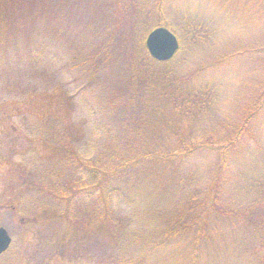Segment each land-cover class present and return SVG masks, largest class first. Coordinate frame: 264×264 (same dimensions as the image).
Here are the masks:
<instances>
[{
	"label": "rangeland",
	"instance_id": "obj_1",
	"mask_svg": "<svg viewBox=\"0 0 264 264\" xmlns=\"http://www.w3.org/2000/svg\"><path fill=\"white\" fill-rule=\"evenodd\" d=\"M128 1H142L144 15L155 2L119 0L124 6L121 20L125 23L116 27L115 0H45V15L40 20L37 17L36 22L32 18L26 22V38L20 33L13 38L7 30L0 31V54L9 55V44L17 49L26 40L28 45L21 63L7 69L9 89H0V100L8 102L0 113V226L12 237V245L0 257V264H56V258L63 259L64 264H103L121 251L120 238L112 235H119L121 226L127 229L122 236L124 242L134 238L140 242L136 249L132 247L130 255L138 256L141 250L149 252L153 244L162 247L143 264H152L176 247H180L179 252L191 249L186 252L189 257L192 232L183 231L162 243L170 229L166 224L177 213L181 199L185 204L186 188L192 192L205 188L215 168L220 167L221 194L202 213L206 225L199 236L206 237L194 262L264 264V5L260 8L254 0H162L164 13L174 18L173 28H169L185 40L182 53L168 68L178 80H184L181 85L188 87L193 104L179 100L176 106L158 98L160 115L149 113L148 106L146 110L140 101L125 97L126 57H120L119 62L103 61L91 80L95 52L104 47L106 38L130 33L128 22L133 11L128 7L135 4ZM187 16L193 17L190 22L196 37L187 30L185 34L181 19ZM144 18L134 19L136 30L142 34L152 28V22L147 24L149 20ZM37 39L45 42L44 48L36 46ZM85 58L88 60L82 64ZM156 69L162 73L166 68ZM150 83L156 82L150 79ZM200 89L204 95L196 93ZM44 92L50 95L35 96ZM96 107L99 110L94 112ZM53 124L63 132L62 140L63 136L69 137L63 140L65 146L55 140L58 148L52 145ZM155 130H159L158 138L154 137ZM176 132L190 134L187 148L193 149L180 172H166L164 164H157L153 178L142 173L138 181L135 176L126 177V182L121 179L117 184L119 196L110 199V208L102 202L107 212L99 210L100 215L112 219L105 232L93 230L83 217L69 229L75 236L62 240V232L68 231L57 216L62 202L39 190L47 182L51 190L61 186L45 177L55 167L64 169L58 160H63L71 148L80 158H85V151H90L88 157H94L105 148L106 137L116 145L117 135L143 148H180ZM87 144L94 150L80 147ZM188 174L193 184L185 188L182 181ZM71 175L72 171L64 172L59 178L65 184ZM81 175L79 182L88 173L81 170ZM127 183L138 184L135 196L128 191ZM33 213L43 224L32 218ZM248 220H253L249 222L252 227L242 224ZM101 226L106 227L103 222ZM193 238V242L200 243L199 237ZM212 246L215 249L209 250ZM181 253L165 259L189 264V258L183 260L185 253Z\"/></svg>",
	"mask_w": 264,
	"mask_h": 264
},
{
	"label": "trees",
	"instance_id": "obj_2",
	"mask_svg": "<svg viewBox=\"0 0 264 264\" xmlns=\"http://www.w3.org/2000/svg\"><path fill=\"white\" fill-rule=\"evenodd\" d=\"M43 1L45 0H0V31H3V29L7 30L8 36H12L13 38L15 36H18L19 33L26 38L29 27V24L27 25L26 22L31 18L36 22L37 17L40 20V18H42L46 13V11H44L42 7V4H44ZM115 1L116 8L113 11L116 12L117 18H114L113 24L116 27H121V25L125 23V21L121 20V16L124 17L125 13L123 10L124 6H121L119 4V0ZM157 1L155 0L153 7H151V5L148 6V15L143 14L145 13V4H142V1L135 3L128 1L129 4H135L128 7L133 11L131 14L132 16L130 17V22H128L130 30L129 35L123 37L121 36V38L118 36L117 39L114 35L108 36L106 38L104 47L98 49L97 52H95V57L97 58L95 59V61H93L92 69L90 71L91 80H93L94 78H96V71L100 69L103 61L107 62L111 59H117V61L119 62L120 60L118 59L120 57H126L124 58L126 66L123 68L125 72H127V75L125 74V78L127 80L125 97L129 96L131 97L130 100L140 101L141 104H144L146 106V110L148 106L149 113L156 112V114L158 113L161 115V99H163L166 103L171 101L175 103L176 106L179 100H182L183 103L188 105H190V102L193 104V102L192 99L190 100L191 93L188 91V87L181 85L183 83L182 81L184 80H178L174 75L171 74V68L173 67L177 56L179 55V53H182L183 50V41H185L183 37L180 34L178 35L176 33L180 42V47L177 54L167 62H159L151 58V56L148 54L144 45L145 34H142L135 28L136 22L134 21V19L138 18L139 20L144 17V19L149 20L147 21V24L150 21L152 22V27L164 25L169 28V26H173L172 21L174 18H171L172 16L168 17L164 13L162 9V0ZM254 1L255 2L253 3H256L260 8L262 5H264V0ZM151 10L153 14L150 13ZM192 19V16H187L182 18L181 20L183 21L185 34L187 32H192V34L196 37L197 34L193 32L194 24H191L190 22L194 21ZM13 38L10 39V42ZM196 42L201 43V41L199 40H197ZM34 43L40 48H44L45 46V42L40 39L34 40ZM11 47L12 45L10 44L7 46L9 55L0 54V72L4 71V73L0 77V86L2 87H0V89L3 91L8 90L10 87L6 75L7 69L12 68L14 64L18 65L19 63H21V58L24 54H26L28 45L26 44V40H23L21 44L17 46V49H12ZM21 50L24 51L21 52ZM86 60L88 59H83L82 64H85ZM156 66L165 67L166 69L162 73H157ZM160 77L161 79L157 80ZM150 79H153L156 83H150ZM87 80H90V76L86 78V81ZM90 82H88V84ZM123 93H125V91ZM196 93L199 95H204V91L201 89ZM47 95H50L49 92H44L43 94H35L36 97ZM123 95H120L117 98L119 99ZM71 98L74 99L75 96H72ZM117 98H115L114 100H116ZM3 99L4 98H1L0 100V113L2 112V108L4 109L5 105L8 103ZM98 110L99 107L98 109L96 107L94 109V112ZM190 114H192V111L190 112ZM161 125L162 121H160V124H158L159 128L161 127ZM35 127L36 126H34L33 129L36 134ZM57 127L58 125L55 126V124H53V135L51 137L52 145L56 148L58 147L54 145V140L58 141L61 146H65L66 142H64L63 140L69 138L68 136H63L62 140L61 136L63 132ZM155 131L156 132L154 134V137L158 138L159 130ZM106 134H108L107 131ZM175 135L177 136V139H179L177 146H179L180 148H146L150 145H146V147L143 148L139 146V143H128L124 140V137L120 138L117 135V138L120 139V141L116 137H114L116 139V145L110 144L111 141L108 142L109 137H106L105 139L107 142H105L104 144L105 148H100V153L96 154L94 157H88L86 154H89L90 151H85L83 153L85 158H80L78 154H74L75 152L74 150H72L73 148L68 151L67 156L64 154L66 157H64L63 160H58L57 162L60 163L59 165L64 166V169L60 166L55 167L56 169L53 168L54 171L51 174L50 171H48V174H46L45 176H48V179H52V182L61 183V186L57 185L53 190H51V187L48 186L49 182H47L46 187L41 185L39 189L46 196L52 198L57 197L59 198V202H62L61 206H59V209L61 211L59 210V214L57 216L59 217L60 221L64 222L63 224H65V226L68 228V231L65 230L62 232V240L65 241L68 238V235L70 237L75 236L73 234L71 235L69 229L72 226L76 225L79 220L83 219V217L87 219V223L93 230H98L99 232L103 231V233L105 232L106 228L111 224L112 219L107 214L100 215L99 210L107 212V205H104L102 202L107 203L108 207L110 208V204L108 203L110 199H112L115 195L119 196V186L117 184H119V181L121 179L126 182V177L135 176V181H138L142 173L147 174L150 178H153L155 177V166L157 164H164V168L167 167V169L165 170L166 172L170 173L175 171L176 173L183 164L187 163L193 152L192 148H187L190 144V142L187 140L190 134L188 135L187 132H176ZM80 141L83 142L84 140L80 139ZM80 147L91 148L94 150L93 146H88V144L86 147ZM74 155L76 157H74ZM220 163L222 164L221 166H223V160H221ZM215 169L217 171L214 173L213 179L211 180L209 185H207L206 187L204 186L205 188L202 189L197 188V190H193V192L192 189L186 188L187 184H193V182L191 181L193 177L191 178L190 174H188V176L184 175L182 186L186 188L184 196L187 198L184 205H182V199L174 193V196H177L181 199L180 206L177 208V213L175 214V216L170 218L166 224V227L170 229L162 238V243L165 241L168 242L171 238H173V236H177L183 231H191L192 255L189 257L186 255V252L191 249L181 251L185 253V257H183L182 259L187 261L189 258V261H187V263L189 264H196V262H194V258L196 257V254L198 252L199 245L204 242L206 237L205 234L199 236L200 233H202L205 229L206 225V223L204 225V221L206 220V218L204 215L202 216L204 208L205 206H211L214 202H216V199H218L219 195L221 194L220 192L223 171H221V167ZM70 170L72 171V175L69 176L66 183L63 184V182L60 180L61 178H59V175L60 173L63 174L64 172L70 173ZM81 170H83V173L85 171L88 173V175L84 177L85 180H83V182H79V180H77L78 178L84 176H80ZM127 187L128 191L132 192L135 196V192L138 191V184L127 183ZM250 187L252 190V187H254V183H252ZM127 200L131 201V199L129 198ZM36 208H41L45 213H48L49 210L53 213V210L51 209L43 207ZM71 217L74 221L71 220ZM32 218L34 220L40 221L39 218L34 216V213ZM43 222L44 221H40L38 222V224L41 225L43 224ZM102 222L106 226L105 228L102 226L100 227V225H102ZM249 222L254 223L253 220H248L246 222L243 221L242 224H247L252 227ZM116 226L118 228V226L120 225H117L116 223ZM100 228L101 230H99ZM121 228V231L117 232V234L119 233V235L114 234V232L112 234L113 237L118 236L120 238L119 245L121 251H119V253L113 254V259L110 257L103 264H143V262L147 263L148 261L152 260L151 255L153 251L161 250L162 247L160 245L153 244L151 245L152 247L150 248L149 252L142 253L141 250L138 251V256H132V254L130 255L132 247L136 249L140 242L138 243V239L135 238L130 239V243L124 242V238L122 236L125 234L127 229H123L122 226ZM193 235L195 238L199 237L200 243H198L197 241L193 242ZM177 242L178 241L176 240L175 243ZM126 246L128 247L127 249ZM184 248H188V246H185ZM213 249H215L213 246L209 248V250ZM179 251L180 247H176V249L171 250L170 252H165L158 259L154 260L152 264H165V262L178 264L177 259H175L174 261H169L165 258L175 257L176 254H181L182 256V253ZM5 254L6 253L0 255V257ZM128 256L130 258H128ZM19 257L25 256L20 255ZM56 259V264H64L63 259ZM159 259L160 261H157Z\"/></svg>",
	"mask_w": 264,
	"mask_h": 264
},
{
	"label": "water",
	"instance_id": "obj_3",
	"mask_svg": "<svg viewBox=\"0 0 264 264\" xmlns=\"http://www.w3.org/2000/svg\"><path fill=\"white\" fill-rule=\"evenodd\" d=\"M145 47L152 58L158 61L171 59L179 48L176 35L168 28L158 26L152 29L145 38ZM11 237L5 228L0 226V253L8 249Z\"/></svg>",
	"mask_w": 264,
	"mask_h": 264
}]
</instances>
